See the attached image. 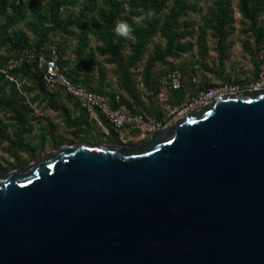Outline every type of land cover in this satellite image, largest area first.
<instances>
[{"label":"water","instance_id":"obj_1","mask_svg":"<svg viewBox=\"0 0 264 264\" xmlns=\"http://www.w3.org/2000/svg\"><path fill=\"white\" fill-rule=\"evenodd\" d=\"M0 264H264V86L9 170Z\"/></svg>","mask_w":264,"mask_h":264},{"label":"trees","instance_id":"obj_2","mask_svg":"<svg viewBox=\"0 0 264 264\" xmlns=\"http://www.w3.org/2000/svg\"><path fill=\"white\" fill-rule=\"evenodd\" d=\"M196 1L198 0H83L75 17H62L61 9L70 5L72 0H0V41L14 50L7 56L0 55V110L8 112L10 120L6 123L0 117V144L6 143L7 152L13 158L11 162L5 164L0 162V177L44 153L43 148L31 142L33 103L37 97L35 95L29 99L30 92L43 94L52 110L64 113L67 124L83 132L82 136L76 134L78 138L87 141L102 140L93 136L92 130L98 126L89 119L87 112L77 100L61 88L50 90L45 86L42 71L37 63L38 53L48 52L47 46L54 36L68 35L73 29L80 30L77 33L75 53L83 67L82 73L77 67L64 69L67 61L62 59L60 45H51L59 52L58 63L62 73L72 83L105 96L111 107L121 108L127 114L145 112L164 123L168 122L170 118L162 119V110L156 112L149 105L150 102L158 104L156 94L159 89V78L174 69L181 71V87L169 92L171 102L179 103L188 91L191 93L196 91V89L193 91L192 87L198 81H194L198 64L190 66L188 75L185 74L184 69L175 66H170L169 70L157 75L155 66L167 64L169 57L186 49L182 44V39L185 37L183 28L186 27L183 20L192 9V3ZM141 9L145 12L151 9L155 15L149 20H142ZM238 9L247 23V30L253 36L255 45L263 46L264 23H261L259 18L264 17V0H238ZM231 18L232 9L227 0H213L211 16L204 17L217 38L220 70L215 69L214 73L223 81L222 84H232L229 78L223 76L225 43ZM119 21H126L132 26L134 29L132 39L116 35L115 28ZM19 24H24V29L13 31V28ZM86 25L87 31L82 32ZM156 36L162 40V44L151 46L152 39ZM91 38L97 43L95 51L115 66L117 86L122 91L121 94L109 93L101 86L92 87L89 84V71L94 58V51L89 50ZM203 42L201 41V45L198 46L201 54L206 53L207 50ZM29 51L34 53V58L28 56ZM86 54L89 57H86ZM17 56H23V60L9 68L8 60ZM137 67L141 68L145 98L133 79V69ZM258 74L255 73L257 78ZM23 77L32 79V84L19 86L18 82ZM104 81L105 72L99 69L100 84ZM235 83L239 86L245 85L242 80H236ZM73 111H78L75 116H72ZM102 119L103 124L110 130L104 141L122 142L106 119ZM41 135L43 140L48 138L52 148L64 144L63 140L55 139V127L52 124ZM23 154L26 157L24 160L21 159Z\"/></svg>","mask_w":264,"mask_h":264},{"label":"rangeland","instance_id":"obj_3","mask_svg":"<svg viewBox=\"0 0 264 264\" xmlns=\"http://www.w3.org/2000/svg\"><path fill=\"white\" fill-rule=\"evenodd\" d=\"M82 2L83 0H72L70 5L64 6L61 9V16L75 17L82 5ZM227 2L232 9V18L228 25V36L225 43L223 76L225 78H229L232 84H222L221 82L223 81L220 80L214 73L215 69L220 70V67L218 66L220 53L217 46V38L208 27V23L204 20V17L209 18L211 16V12L213 10V0H198L192 3V9L186 14L183 20L186 23V27L183 28L185 30V37L182 39V44H184L186 49L173 57H169L167 64H158L155 66V73L157 75L169 70L170 66L182 68L184 69L185 74L188 75V73H190V66L192 64H198L195 75L198 81L196 85L192 87L193 91L196 89L195 93L188 91L186 96L181 99L179 103H174L176 106L180 105L182 102L189 103L192 101L199 92L207 90L203 89V87H208V89L218 88L226 92L236 91L239 89H253L264 86V45H255L253 36L247 30V23L239 12L238 0H227ZM259 20L261 23H264L263 16H260ZM23 25L24 24H19L17 27L13 28V31L24 29ZM87 28L88 26L86 25L81 31L86 32ZM78 32H80V30L75 31V29H73L68 35H56L52 38L49 45H60L59 50L61 52L62 59L67 61V63L64 64V69L77 67L80 73H82L83 67L80 65L75 53ZM200 36L202 37L200 38ZM201 41H204L203 44L206 45L207 49L204 54H201L198 50V46L201 45ZM158 44H162V40L156 36L152 39L151 46ZM49 45L47 46L48 48H50ZM96 45V41L91 38L89 50L94 51V58L89 71V84L92 87L101 86L103 90H106V92L109 93L118 92L121 94L122 91L118 89L117 86L115 66L108 63L106 57L95 51ZM12 52H14L13 49H9L4 42L0 41L1 56H7ZM85 56L89 57L87 54ZM99 69H102L105 72V81L102 84L99 82ZM257 72L259 73L258 78L255 76V73ZM133 79L145 98V88L141 80L140 67L133 69ZM236 80H242L245 85L239 86L235 83ZM31 81L32 79L23 77V79L18 82V85H31ZM35 95L37 99L33 103L34 113L32 115L33 131L31 133V142L36 143L43 148L44 153L40 157H42L48 150L53 149L51 147V142L48 141V138L43 140L41 135L44 130L51 126V124L55 127L56 140H63L64 143L87 141L76 136V134L82 136L83 132L77 131L78 129L74 126H69L64 113L52 110L48 106L47 99L43 96V94L30 92V94H28V98L30 99L31 96ZM149 105L151 109L156 110V112L161 110L155 102H150ZM77 112L78 111H73L72 116H75ZM0 117L6 123L10 122L8 112L0 110ZM161 117L162 119L166 118L164 115ZM104 127H94L92 130L93 136L97 139H102L101 141H104L107 137L105 133L106 130L110 132L106 125H104ZM89 141L93 143L98 142L97 140ZM139 142H141V140L128 138V136H126L120 143L137 144ZM7 150L8 147L6 143L0 144V162L3 164L13 160ZM40 157L31 160L30 162L35 161ZM21 159H26L25 154L21 155ZM30 162L24 163L22 166L14 169L24 168Z\"/></svg>","mask_w":264,"mask_h":264},{"label":"built area","instance_id":"obj_4","mask_svg":"<svg viewBox=\"0 0 264 264\" xmlns=\"http://www.w3.org/2000/svg\"><path fill=\"white\" fill-rule=\"evenodd\" d=\"M28 56L34 58V53L29 51ZM59 58L60 55L55 46H50L47 53L43 51L38 53L37 63L42 71L45 86L50 90L61 88L66 94L77 100L79 105L87 112L89 119L95 122L98 127H104L102 118L106 119L122 141L126 136L141 141L149 138L156 130L173 122L185 113L200 109L217 94L224 92L222 89L210 88L199 92L189 103L182 102L176 106L171 102L169 92L181 87L182 73L179 69H174L168 74L162 75L159 78L156 99L164 117L170 118L168 122L164 123L145 112L127 114L121 108L111 107L105 96L75 85L62 73L58 63ZM22 60L23 56H17L8 60L7 66L11 68ZM2 71L5 72L4 69ZM195 80H197L196 77H194ZM105 133L108 134V130Z\"/></svg>","mask_w":264,"mask_h":264},{"label":"clouds","instance_id":"obj_5","mask_svg":"<svg viewBox=\"0 0 264 264\" xmlns=\"http://www.w3.org/2000/svg\"><path fill=\"white\" fill-rule=\"evenodd\" d=\"M142 20L151 19L155 13L153 10L148 9L146 12L141 9ZM115 32L117 36L124 37L125 39H132L134 34V29L126 21H119L116 24Z\"/></svg>","mask_w":264,"mask_h":264}]
</instances>
